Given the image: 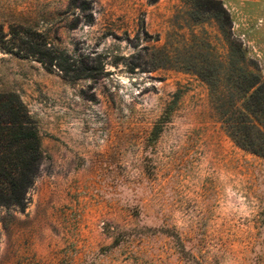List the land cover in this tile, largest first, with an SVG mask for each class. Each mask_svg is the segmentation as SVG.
Returning a JSON list of instances; mask_svg holds the SVG:
<instances>
[{
	"label": "rangeland",
	"instance_id": "obj_1",
	"mask_svg": "<svg viewBox=\"0 0 264 264\" xmlns=\"http://www.w3.org/2000/svg\"><path fill=\"white\" fill-rule=\"evenodd\" d=\"M0 25L82 76L0 50L43 153L0 264H264V159L221 114L264 80V0H0Z\"/></svg>",
	"mask_w": 264,
	"mask_h": 264
},
{
	"label": "trees",
	"instance_id": "obj_2",
	"mask_svg": "<svg viewBox=\"0 0 264 264\" xmlns=\"http://www.w3.org/2000/svg\"><path fill=\"white\" fill-rule=\"evenodd\" d=\"M158 0H149L155 4ZM44 35L31 29L0 25V50L17 58H35L48 72L59 69L71 76V65L59 64L63 54L47 48ZM60 54V55H59ZM246 89L236 86L232 102L223 104V124L232 142L240 149L264 159V80L253 74ZM43 159L42 132L15 93H0V207L26 209L28 190L38 177Z\"/></svg>",
	"mask_w": 264,
	"mask_h": 264
}]
</instances>
